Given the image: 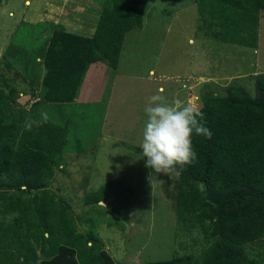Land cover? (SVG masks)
I'll return each mask as SVG.
<instances>
[{
    "label": "trees",
    "instance_id": "1",
    "mask_svg": "<svg viewBox=\"0 0 264 264\" xmlns=\"http://www.w3.org/2000/svg\"><path fill=\"white\" fill-rule=\"evenodd\" d=\"M146 2L109 0L89 38L49 23H22L37 31L35 37L42 36L47 26L50 35L40 37V60L34 62L43 69L40 98L33 96L37 101L31 104L40 115L37 124L23 122L34 113L14 107L18 94L14 87L3 80L4 90L0 89V264H116L94 235L91 221L87 220L86 233L79 232L64 199L46 187L58 166L69 106L87 60L115 70L124 35L143 26ZM194 3L196 33L202 38L256 49L264 0ZM23 34H14L2 55L4 69H13L15 77L22 76L21 60L26 58L12 57L9 50L19 43L32 44L34 37ZM250 79L252 94L233 80L220 95H200L198 110L212 137L193 133L195 161L176 175L173 190L160 184L164 197L172 201L176 221L188 228L197 226L206 246L195 257L143 264H264L248 258L244 250L264 239V72ZM63 106H68L63 111L67 116L60 119L57 110ZM42 113L47 114V122ZM107 187L95 193L97 198L107 194ZM85 200L84 204L90 203L91 197Z\"/></svg>",
    "mask_w": 264,
    "mask_h": 264
},
{
    "label": "rangeland",
    "instance_id": "2",
    "mask_svg": "<svg viewBox=\"0 0 264 264\" xmlns=\"http://www.w3.org/2000/svg\"><path fill=\"white\" fill-rule=\"evenodd\" d=\"M108 2L56 1L53 18L69 21L74 19L72 15L78 6L85 8L90 4L98 12ZM41 7V0H0V89L4 90V80L18 93L14 107L34 113L23 120L26 126L36 125L40 118L35 112L37 107H31L40 98L37 92L43 71L35 63L40 60V37H48L49 27L43 28L42 36L35 37L37 31L22 23L26 22L28 10L38 12ZM142 23L139 30L124 35L115 79L105 100V112L100 114L101 138L93 145L97 138L95 134L89 135L91 142L83 143H91L90 149L60 155L46 187L64 199L79 232L86 233L87 220L91 221L94 235L116 264L195 257L206 246L197 226L188 228L176 221L172 201L164 197L160 181L171 191L176 175L157 174L146 167L147 158L143 157L140 145L149 98L162 89L168 102L179 99L184 105L199 108L201 94L220 95L233 80L252 94L250 76L264 72V10L258 15L255 50L198 35L194 0H147ZM17 32L34 37L32 44L23 45L29 55L20 43L9 50L8 55L12 57L26 58L21 60L22 76L15 77L13 69H4L2 55ZM63 107L57 110L60 119L67 116L63 111L68 106ZM69 107L72 111L73 105ZM98 113L96 108L93 121H97ZM81 115L78 126L71 122L78 134L74 135L75 139H83L79 134ZM106 184L107 194L97 198L95 193ZM86 197H91V202L84 204ZM244 250L248 258L264 261V239L249 243Z\"/></svg>",
    "mask_w": 264,
    "mask_h": 264
},
{
    "label": "crops",
    "instance_id": "3",
    "mask_svg": "<svg viewBox=\"0 0 264 264\" xmlns=\"http://www.w3.org/2000/svg\"><path fill=\"white\" fill-rule=\"evenodd\" d=\"M56 1L60 0H41L43 6L40 8L41 10L38 12H35V9L30 12L28 10V16H26L24 20L26 21L25 23L31 25L40 22L49 23L54 26H61L64 31L68 33L86 38L91 37L101 9L97 12V10L91 8L90 4L88 6L85 5V8L78 6L75 9L77 11H75L72 15L74 19L62 22L53 18L54 10L56 9ZM44 33L45 31L42 32V35ZM49 35L50 31L48 33V37ZM115 75L116 70L106 67L100 61L93 59L87 60L76 96L72 103L73 107L69 114L70 121L65 133L61 155L65 154V152H84L90 149V146L92 144L94 145L95 142L101 138L103 118L102 116L100 117V114L102 112L104 115L105 100L107 99V93L109 94L110 88L114 82ZM96 108L99 109L96 119L98 123L97 121H93L96 115ZM83 109H85V111L81 112ZM89 110H91V113L88 112ZM80 114H82L81 116H83V120H80L79 134H81L83 139H78V137L75 139L74 135L78 136V134L76 133V130L73 131L71 122L74 121V123L78 126ZM87 121H90V123L87 124ZM93 134H95L97 139L93 140L94 142L92 144L90 143L89 145V143H87L85 145L83 142L90 141L88 140L90 138L88 136Z\"/></svg>",
    "mask_w": 264,
    "mask_h": 264
},
{
    "label": "clouds",
    "instance_id": "4",
    "mask_svg": "<svg viewBox=\"0 0 264 264\" xmlns=\"http://www.w3.org/2000/svg\"><path fill=\"white\" fill-rule=\"evenodd\" d=\"M162 92L161 89L151 96L145 108L147 121L140 148L147 158L146 167L157 174L179 176L185 166L196 159L191 140L193 133L211 139L212 132L205 126L204 115L196 106L184 105L179 99L170 103ZM42 120L47 122L46 113H42Z\"/></svg>",
    "mask_w": 264,
    "mask_h": 264
}]
</instances>
